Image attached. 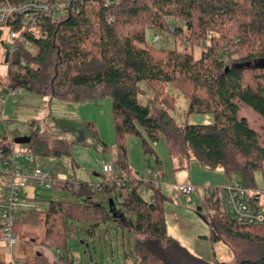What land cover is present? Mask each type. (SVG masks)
Listing matches in <instances>:
<instances>
[{
	"label": "trees",
	"instance_id": "obj_1",
	"mask_svg": "<svg viewBox=\"0 0 264 264\" xmlns=\"http://www.w3.org/2000/svg\"><path fill=\"white\" fill-rule=\"evenodd\" d=\"M23 1L0 0V4ZM21 19L15 14L8 25L20 30ZM148 30L201 47L199 55L175 47L156 48L146 38ZM2 36L0 28L5 57ZM26 36L31 48L19 43L8 60L4 58L10 85L74 101L109 96L117 148L113 162L128 171L131 182V189H125L123 200L112 211L93 198L98 192L89 186L90 181L54 183L52 188L67 195L45 201L42 243L60 249L63 260L71 263L76 258L67 240L77 234L80 225H85L90 237L101 224L105 233L110 226L132 230L128 213L134 218L136 241L122 259L132 264H228L207 261L168 234L164 203L172 199L162 188L153 190V201L138 194L141 182L128 167L125 140L130 135L140 137L144 153H153L154 167L159 168L160 160L149 140L155 145L163 138L170 157L181 164L194 158L207 169L238 174L244 186L257 190L254 174L264 164V143L247 119L239 116L236 101L263 119L264 136V0H70L65 15L43 17ZM154 86L158 87L153 92ZM180 95L185 105L177 114L182 120L176 122L174 102ZM155 101L162 106H151ZM193 113L212 114L213 120L188 123ZM84 128L100 142L91 123ZM29 143L33 156L70 155L71 142L64 139L45 141L34 135ZM100 144L103 151L110 150ZM0 150L7 158L10 142L0 143ZM98 175L101 193L116 196L121 188L110 186L104 173ZM3 180L1 170L0 185ZM201 197L209 212L210 239L217 242L224 237L246 244L247 254L235 264H264V224L237 223L211 199ZM2 228L0 223V232ZM15 264L58 263L37 251L33 261L16 260ZM88 264L97 263L91 260Z\"/></svg>",
	"mask_w": 264,
	"mask_h": 264
},
{
	"label": "rangeland",
	"instance_id": "obj_2",
	"mask_svg": "<svg viewBox=\"0 0 264 264\" xmlns=\"http://www.w3.org/2000/svg\"><path fill=\"white\" fill-rule=\"evenodd\" d=\"M152 35V31L146 32V38L151 43ZM152 44L156 48L175 47L179 50L192 51L195 56L199 55L201 49V47L184 45L178 39L175 40L166 34H163L160 41ZM221 56L224 54L221 53ZM7 81V64L3 56V49L0 47V89L5 86ZM155 87L158 86L153 87V92ZM152 94L147 96L150 98ZM236 102L239 108V116H244L247 119L249 125L258 132L260 141L264 143V136L261 131L263 119L245 104L240 101ZM174 103L177 112L174 114L175 121L179 122L182 118L177 114L184 107L185 100L180 95ZM151 106L159 108L162 105L159 101L155 105L151 104ZM0 115L4 119L3 122H0L1 144L12 141L16 149L29 151L30 138L34 135L45 141L60 138L71 142L70 155L68 156L34 155V163L46 168L53 176L56 175V172H62L75 177L76 181L91 179L95 183L100 179L98 174L103 173V163L117 160L116 138L109 96L84 97L74 101L41 96L20 89L18 93L9 95L3 104L0 101ZM212 120L213 115L209 113H193L187 117L188 123H209ZM86 123H91L94 126L97 138L109 146V151H103L100 142L95 139L92 133L85 130L84 124ZM20 138H29V141L28 143L18 141ZM149 143L160 160L158 166L163 175L164 183L162 190L169 196L171 188L176 184L221 185L231 178L241 182L238 174L226 175L219 169H207L194 158L185 164H181L178 158L170 157L166 141L163 138L155 145L151 140ZM125 144L129 169L132 173L140 175L148 166L154 168L157 164L153 153H144L140 137L130 135L126 138ZM16 159L20 165H26L22 156H18ZM254 183L257 190L264 189V164L260 171L255 172ZM2 191L3 184L0 185V193ZM21 192L39 203L36 209L18 213L19 219L17 218L13 228L18 238H23L25 244L33 245L36 250L31 259L23 260L33 261L38 251L51 263H55L48 256L49 253L46 249L53 251L56 248L47 247L42 243L44 233L42 210L45 208L43 202L57 196H65L67 193L61 189L33 187L31 185H27ZM200 194L198 189L197 193L181 196L178 200L165 201L164 213L167 232L192 253L207 261L218 260L235 264L237 258L247 254L248 246L238 240H229L224 237L217 242L210 239V227L207 223L209 212L207 208L202 206ZM93 198L109 210L108 197L105 194L98 192ZM199 207L200 210H198ZM125 216L131 222L132 230H129V226L124 228L110 226L105 233L104 225L101 224L97 227L95 235L90 237L83 229L85 225H80V228L76 229L77 234L68 238L67 245L79 264H88L91 260L97 264L122 260L124 252H129L136 241V235L133 231L134 218L128 213H125ZM2 221L0 216V223ZM106 224L110 225V222L107 221ZM137 236L145 237V235ZM29 237H32L34 241H30ZM231 249L235 252L233 253Z\"/></svg>",
	"mask_w": 264,
	"mask_h": 264
},
{
	"label": "built area",
	"instance_id": "obj_3",
	"mask_svg": "<svg viewBox=\"0 0 264 264\" xmlns=\"http://www.w3.org/2000/svg\"><path fill=\"white\" fill-rule=\"evenodd\" d=\"M69 1L26 0L18 4H0V28L3 30L2 39L6 41L7 51V55L4 58L8 60L17 49L19 43L30 49L31 43L26 36L30 28L40 23L43 17L57 18L65 15L68 12ZM105 1L108 2L109 0ZM15 14L21 15L22 18L20 30H15L8 25V21ZM162 38L163 33L156 31L153 33L151 41L155 43ZM20 63L25 64L23 58H20ZM19 90L11 86L8 80L5 86L0 89L1 103L3 104L9 95L16 94ZM3 120L0 115V122H3ZM10 148L11 152L5 159L0 150V161L3 165L4 174L3 194L0 196V216L3 220L0 240L4 242L9 252V258L5 263L15 264L16 258L12 249L19 240L13 228L17 221L18 213L23 210L27 211L37 208L35 203L22 194V189L27 185L52 188L56 182L75 180V177L61 173L53 176L46 168L34 163L35 158L32 153L23 154L16 152L13 149L12 141H10ZM18 156H22L30 167L27 169L19 167V161L16 159ZM102 171L110 186L115 184L121 188L116 196H107L108 199L112 200L113 205L117 206L123 200L125 189H131L129 173L113 161L104 162ZM134 177L141 182V186L137 190L138 194L152 201L153 190L162 188L164 184L161 170L156 167L151 168L148 166L142 174H135ZM133 183H136V180ZM89 186L94 187L99 193L102 191L99 182L90 181ZM198 189L201 196L215 202L219 210L235 222L244 225L264 224V189H250L244 186L242 182L231 178L221 185L176 184L171 188L170 197L172 200H178L181 196L197 193ZM46 251L49 253L50 259L58 264H79L77 259H73L71 263L65 262L63 260L64 253L58 248L53 251L46 249ZM107 264H132V262L122 259Z\"/></svg>",
	"mask_w": 264,
	"mask_h": 264
},
{
	"label": "crops",
	"instance_id": "obj_4",
	"mask_svg": "<svg viewBox=\"0 0 264 264\" xmlns=\"http://www.w3.org/2000/svg\"><path fill=\"white\" fill-rule=\"evenodd\" d=\"M28 143V142H27ZM13 149L16 151V152H20V153H23V154H27L29 151H21L19 149H16L13 145ZM18 161V160H17ZM26 163V161H24ZM18 166L21 167V168H24V169H27L30 167V165H28L26 163V165H20V162H18ZM128 167H129V163H128ZM3 169V165H2V162H1V170ZM57 173H61V174H65V173H62V172H56ZM96 173V172H95ZM85 181H91L93 182L91 179L89 180H85ZM3 194V191L0 193V196ZM25 197H27V195L25 193H22ZM28 199H30V201H32L33 203L36 204V206L39 204V203H36L32 198L30 197H27ZM43 203H45V207H46V202L44 201ZM38 208V207H37ZM44 209V208H43ZM26 210H23V211H20V212H24ZM28 211V210H27ZM19 212V213H20ZM2 219V218H1ZM19 219V218H18ZM3 223V221L1 222ZM43 224V223H42ZM18 238V236H17ZM30 238V241H34V239L32 237H29ZM18 243L14 246V248L12 249V252H13V255L14 257L16 258V260H23V259H31V257L33 256V253L36 251L35 248L33 247V245H28V244H25V241L23 238H18ZM35 246V245H34ZM9 258V252H8V249L6 248V245L4 244L3 241L0 240V261L2 262H6Z\"/></svg>",
	"mask_w": 264,
	"mask_h": 264
},
{
	"label": "water",
	"instance_id": "obj_5",
	"mask_svg": "<svg viewBox=\"0 0 264 264\" xmlns=\"http://www.w3.org/2000/svg\"><path fill=\"white\" fill-rule=\"evenodd\" d=\"M225 70L227 71V67L225 68ZM18 141H24V142H28L29 141V138H20L18 139ZM108 203H109V210L112 211L113 210V202L111 199H108ZM198 210H200V207L198 208Z\"/></svg>",
	"mask_w": 264,
	"mask_h": 264
}]
</instances>
